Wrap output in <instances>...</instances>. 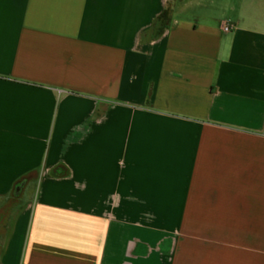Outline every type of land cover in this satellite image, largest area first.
I'll use <instances>...</instances> for the list:
<instances>
[{
    "label": "crops",
    "instance_id": "1",
    "mask_svg": "<svg viewBox=\"0 0 264 264\" xmlns=\"http://www.w3.org/2000/svg\"><path fill=\"white\" fill-rule=\"evenodd\" d=\"M0 264H264V0H0Z\"/></svg>",
    "mask_w": 264,
    "mask_h": 264
},
{
    "label": "trees",
    "instance_id": "2",
    "mask_svg": "<svg viewBox=\"0 0 264 264\" xmlns=\"http://www.w3.org/2000/svg\"><path fill=\"white\" fill-rule=\"evenodd\" d=\"M171 22L172 10L169 8L154 21L150 30V40H156L160 38L165 33V31L169 29Z\"/></svg>",
    "mask_w": 264,
    "mask_h": 264
},
{
    "label": "built area",
    "instance_id": "3",
    "mask_svg": "<svg viewBox=\"0 0 264 264\" xmlns=\"http://www.w3.org/2000/svg\"><path fill=\"white\" fill-rule=\"evenodd\" d=\"M222 27L225 32H230L233 30V25L230 23H223Z\"/></svg>",
    "mask_w": 264,
    "mask_h": 264
}]
</instances>
